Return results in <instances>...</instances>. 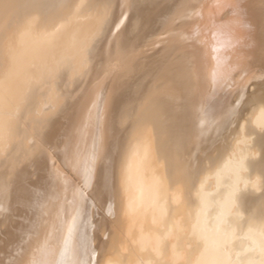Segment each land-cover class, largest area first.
Here are the masks:
<instances>
[{
    "label": "bare ground",
    "instance_id": "obj_1",
    "mask_svg": "<svg viewBox=\"0 0 264 264\" xmlns=\"http://www.w3.org/2000/svg\"><path fill=\"white\" fill-rule=\"evenodd\" d=\"M262 77L264 0H0V264H264Z\"/></svg>",
    "mask_w": 264,
    "mask_h": 264
},
{
    "label": "snow or ice",
    "instance_id": "obj_2",
    "mask_svg": "<svg viewBox=\"0 0 264 264\" xmlns=\"http://www.w3.org/2000/svg\"><path fill=\"white\" fill-rule=\"evenodd\" d=\"M230 0H217V3L220 4V3H229ZM127 19V16H123L121 18V24H123V22ZM214 51H219V48H215ZM262 80H264V77L261 78ZM250 83V81L248 82ZM248 83H244L241 85V87L246 91L247 87H248ZM239 106V105H237ZM54 163V162H53ZM71 229H69V232L71 233ZM93 257L95 255V253L93 252L92 253ZM13 264H23L22 261H14ZM30 264H54L53 261H50V260H36V259H33ZM72 264H94V259L92 261L89 260L88 258V254H87V251H85V254H84V258L83 259H80V260H73L72 261Z\"/></svg>",
    "mask_w": 264,
    "mask_h": 264
}]
</instances>
